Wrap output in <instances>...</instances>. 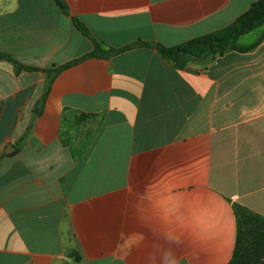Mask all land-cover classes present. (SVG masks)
Masks as SVG:
<instances>
[{
	"label": "crops",
	"instance_id": "0c3cea01",
	"mask_svg": "<svg viewBox=\"0 0 264 264\" xmlns=\"http://www.w3.org/2000/svg\"><path fill=\"white\" fill-rule=\"evenodd\" d=\"M59 1L0 0V264H227L233 204L264 216V39L178 69L71 18L172 46L257 0Z\"/></svg>",
	"mask_w": 264,
	"mask_h": 264
},
{
	"label": "trees",
	"instance_id": "16d2710c",
	"mask_svg": "<svg viewBox=\"0 0 264 264\" xmlns=\"http://www.w3.org/2000/svg\"><path fill=\"white\" fill-rule=\"evenodd\" d=\"M57 3L65 13L68 12L66 6L59 0ZM71 19L77 30L93 44V49L87 56L109 57L120 51L145 46L155 48L178 69H183L188 64H196L203 69L215 58L229 51H250L264 39V0L252 2L245 12L229 24L172 46L138 39L116 48L91 32L77 17L72 16ZM254 33L256 36L248 43L241 41L243 37ZM0 58L11 59L5 53H0ZM76 61L57 66L52 70L45 69L47 83L59 71ZM46 90L47 88L44 94ZM233 210L236 217V239L231 259L227 264H264V216L238 203L233 204Z\"/></svg>",
	"mask_w": 264,
	"mask_h": 264
},
{
	"label": "rangeland",
	"instance_id": "374dc122",
	"mask_svg": "<svg viewBox=\"0 0 264 264\" xmlns=\"http://www.w3.org/2000/svg\"><path fill=\"white\" fill-rule=\"evenodd\" d=\"M255 36H256L255 33H254V34H251V35H250V38H254ZM248 39H249V37H248ZM248 39H247V40H248ZM223 187H224V189H227V190L229 189V185H227V184L223 185Z\"/></svg>",
	"mask_w": 264,
	"mask_h": 264
}]
</instances>
